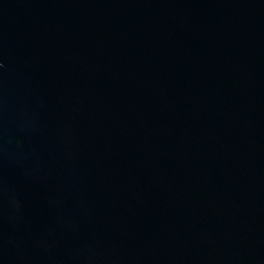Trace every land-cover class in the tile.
I'll return each instance as SVG.
<instances>
[{
    "label": "water",
    "instance_id": "water-1",
    "mask_svg": "<svg viewBox=\"0 0 264 264\" xmlns=\"http://www.w3.org/2000/svg\"><path fill=\"white\" fill-rule=\"evenodd\" d=\"M0 264H264V0H0Z\"/></svg>",
    "mask_w": 264,
    "mask_h": 264
}]
</instances>
